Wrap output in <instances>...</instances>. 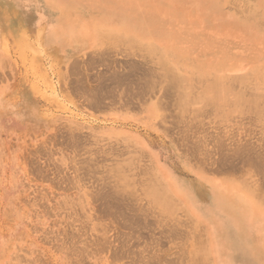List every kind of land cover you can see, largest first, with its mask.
<instances>
[{
	"label": "rangeland",
	"instance_id": "rangeland-1",
	"mask_svg": "<svg viewBox=\"0 0 264 264\" xmlns=\"http://www.w3.org/2000/svg\"><path fill=\"white\" fill-rule=\"evenodd\" d=\"M121 1L110 0L106 6V0H0V264H192L198 241L208 234L209 261L233 264L228 262L231 252L222 247L231 241L222 240L229 230L250 245V264H264V206H256L255 197L243 187L245 181L263 182L264 171L250 163L257 156L256 162L264 158V112L254 114L222 104L213 109L201 101H192L178 112L159 83L154 93L153 85L144 93L146 69H152L155 77L159 59L157 54L114 42L107 27H118L122 39V34L140 31L144 25L129 15V5L121 9ZM217 1L219 13L238 19L251 16L252 22L261 21L264 27V0ZM160 20L172 23L163 16ZM203 37L202 32L188 37L192 45L186 56L175 48L166 55L169 63L177 55L183 58L178 73L189 82L192 97L203 93L212 73L244 76L255 67L260 70L256 77L246 76V85L264 89V80L258 79L264 74V49L241 37L233 42V51L221 55L206 51L205 41L194 45ZM148 39L141 43L167 48L163 40ZM206 61L224 66L216 70ZM194 63L207 71L200 80L188 81ZM114 84L120 85L118 89ZM87 85L93 92H87ZM125 87L138 93L144 87L143 96L132 90L125 93ZM94 92L102 102L98 106L91 102ZM248 153L259 155L247 158ZM122 179L131 183L134 194H116ZM154 180L168 182L176 191L178 203L169 216L151 207L144 193ZM210 201L215 202L214 208ZM215 211L224 219L223 225L214 217ZM172 222L179 223L174 224L177 230L182 225L183 235L174 227L181 237L170 236ZM232 255L237 257V252Z\"/></svg>",
	"mask_w": 264,
	"mask_h": 264
},
{
	"label": "bare ground",
	"instance_id": "bare-ground-1",
	"mask_svg": "<svg viewBox=\"0 0 264 264\" xmlns=\"http://www.w3.org/2000/svg\"><path fill=\"white\" fill-rule=\"evenodd\" d=\"M110 0H106V6H108V4L110 5L109 3ZM120 2H122L121 0H119ZM243 1V0H242ZM250 3V2H249ZM125 5H129V9L130 11L128 10L129 12V15L131 17H134L136 19H140L141 22H143V29H141L140 31H129V32H126L124 34H122V39L120 38L119 36V30L118 27H113V28H109L107 27L106 29H111V32L113 34V37H115V41L116 43H121V44H129L132 48L136 49V50H142V51H147V53L149 54H157L158 55V59H159V71H157V73H154L155 77L151 76L153 74H151L153 71L152 69L151 70H147L146 68V72L145 69H144V72H146L149 76L148 78L145 80L146 82H144L142 80V82L145 86L142 87V89L140 88V90L143 91V88H144V93L147 92V90L150 92V86L153 85V88L151 90V94L152 92L154 93L155 92V84H157L158 86L160 85L162 87V93L163 95H167L169 99H171L172 103L175 104L176 107H178V112H180L179 110H182L184 111L186 109V106L187 104H189L190 102L192 101H201L203 103H206L208 106H212L211 108L214 109V107H221L220 105L222 104L223 105H231L233 106L234 108H237V109H240V110H249L248 112L252 111L254 114L256 112V114L258 113H263L264 111H262V107L260 106L261 105V102L264 100L263 96H264V89H261V91H258L256 86L255 85H246L247 82L249 81V79L246 78V76H251V77H256V73L260 70L259 67H255L253 71H250L248 74L244 75V76H226L224 74H219V73H212L213 75L211 76V81L210 83L208 84L209 80H207L206 82V85L204 84L203 87L204 88V91L203 93H199V95L197 94L195 97H192L193 94L195 93H191L189 91V82H187V80L181 75L178 73L179 71V67H178V61L182 60L181 58H176L178 57L179 55H177L175 57V59L172 61L173 63H169L167 60H166V55L167 53H171L170 49H173L175 48L176 50H178L180 52V54L183 56H186V52L189 51V48L190 46L188 45H192V41H189L188 40V37L193 35V33L195 32H202L204 33V37L203 39L200 41V42H195L194 45H198L200 43H203V41H205V48H206V51L210 52V51H213V52H219L218 54H221L223 55L222 53H229L231 51H233V42L238 40L239 38L241 37H245V38H249L251 39L256 45L258 48L260 49H264V27H262V24L260 23L261 21H258V22H252V17L251 16H248V17H245V18H241V19H238V18H235L234 16H231V15H226L224 13H219L218 12V9H219V6H220V3L217 1V0H124V3L121 4V9L122 10H125L126 9V6ZM250 7V6H249ZM246 8V7H245ZM206 10H209L208 12ZM214 10V11H213ZM120 11V10H119ZM256 12V11H255ZM252 14V13H251ZM160 16H163L165 18V21L168 23L172 22L171 24H163L162 20H160ZM215 17V19H214ZM264 20V18H263ZM112 29H116L113 30ZM109 31V30H108ZM107 32V31H105ZM117 32V34H115ZM110 38V37H109ZM148 38H157V39H160V40H163L165 42V45H166V49H158L157 46H155L154 44H148V45H144L141 43V41H144ZM221 38V39H220ZM111 39V38H110ZM139 40V41H138ZM149 40V39H148ZM159 40V41H160ZM148 42V41H147ZM146 42V43H147ZM240 46L242 47H246L248 46L247 44L245 43H240L239 44ZM125 46V45H124ZM179 48V49H178ZM99 55V53H97ZM146 54V53H145ZM172 54V53H171ZM95 56V53L93 54ZM169 55V54H168ZM97 56V55H96ZM170 56V55H169ZM167 56V57H169ZM90 57V56H89ZM155 57V55H154ZM172 57V55H171ZM173 59V58H172ZM171 59V60H172ZM89 60V59H88ZM87 60V61H88ZM148 60V59H147ZM170 60V58H169ZM86 61V62H87ZM207 62V61H206ZM213 64V65H210V64ZM190 64V63H189ZM191 64H193L191 62ZM203 63L201 62V65ZM207 64L211 67H213L214 69L216 70H221V68L224 66L223 64L221 63H215V62H207ZM90 65V64H89ZM93 65V64H92ZM180 65V64H179ZM181 65H183L181 63ZM195 70H193L189 75L190 77H188V81H198L200 80V77H205L204 74V71H207L205 70L204 67H202L201 69V65L199 66L198 64H195ZM91 66V65H90ZM110 66V65H109ZM153 66V65H152ZM183 66H181L182 68ZM186 68V67H185ZM141 69V68H140ZM154 69H156L154 67ZM134 70V69H133ZM132 70V71H133ZM110 71V69H109ZM137 71V70H136ZM141 71V70H139ZM198 71V72H197ZM111 73V72H110ZM103 74V72H102ZM112 76H114L113 74H111ZM125 75V74H124ZM123 75V76H124ZM129 75V74H128ZM230 75V74H228ZM104 76H106L104 74ZM115 77H118V76H115ZM114 77V78H115ZM126 77V75H125ZM128 77V76H127ZM107 78V76H106ZM131 78V77H130ZM143 78V77H142ZM108 79V78H107ZM116 79V78H115ZM112 78V80H115ZM119 79V78H118ZM116 79V80H118ZM124 79V78H122ZM140 79V77H139ZM138 79V80H139ZM202 79V78H201ZM204 79H207V78H204ZM209 79V78H208ZM258 79H262L264 80V74L258 76ZM95 80V79H94ZM115 80V81H116ZM135 80V79H134ZM90 81V80H89ZM88 81V82H89ZM96 81V80H95ZM120 81V79H119ZM141 81V79H140ZM203 81V79H202ZM205 81V80H204ZM112 82V85H113V82L114 81H111ZM118 82V81H117ZM90 83V82H89ZM106 83H108V81L106 80ZM137 84H139V82H136ZM154 83V84H153ZM88 84V83H87ZM91 84V83H90ZM116 84H121V83H116ZM208 84V85H207ZM111 84H109L110 86ZM111 85V87H112ZM115 85V84H114ZM149 85V86H148ZM104 86V85H102ZM107 86V85H105ZM104 86V87H105ZM120 86V85H119ZM118 86V87H119ZM155 86V88H154ZM192 86V85H190ZM89 87H92V86H89ZM98 87V84L97 86ZM110 87V88H111ZM114 87V86H113ZM112 87V88H113ZM116 87V85H115ZM118 87H116V89H118ZM86 89L88 88V85L87 87H85ZM107 88V87H106ZM111 88V89H112ZM149 88V89H148ZM91 88H89L90 90ZM95 89V88H94ZM115 89V88H114ZM113 89V90H114ZM124 89V87H123ZM126 90H123L125 91V93H128L129 90H132L131 92L133 93V91L135 92V94L137 95H134V96H137L139 97L140 94H142V91L140 93H138L139 91H137V89L134 90L131 88L127 91V88L125 87ZM77 90V89H76ZM85 90V89H84ZM102 90V89H101ZM106 90V89H105ZM112 90V91H113ZM139 90V89H138ZM99 91V90H98ZM97 91V92H98ZM103 91V90H102ZM111 91V90H109ZM122 91V92H123ZM78 92L81 93L78 89ZM86 92V91H85ZM87 92L88 93H91L93 91H88L87 89ZM104 92V91H103ZM115 92V91H114ZM120 93V95L122 96L123 93ZM77 93V92H76ZM105 93V92H104ZM112 93V92H111ZM118 93V91H117ZM116 93V94H117ZM123 94V96H126L128 94ZM101 94V93H100ZM106 94V93H105ZM104 94V95H105ZM114 94V93H113ZM115 94V95H116ZM131 94V93H130ZM150 94V95H151ZM157 94V93H156ZM89 95V94H88ZM92 95V94H91ZM118 95V94H117ZM133 95V94H132ZM86 96H87V93H86ZM85 96V97H86ZM93 96L96 98L93 99V101H91L92 103L96 104L98 106L99 102L100 101V95H96V92H94ZM107 96V94H106ZM134 96H131L130 97H134ZM140 96H143L140 95ZM145 96V94H144ZM154 96V95H153ZM98 97V98H97ZM103 97V96H101ZM108 97V96H107ZM118 97V96H117ZM127 97V96H126ZM147 97V96H146ZM84 98V97H83ZM111 98V97H110ZM144 98V97H142ZM140 97V99H142ZM149 99V97H147ZM146 98V100H147ZM152 98V96H151ZM154 98V97H153ZM263 98V100H262ZM106 99V98H105ZM159 99V98H158ZM109 100V99H108ZM138 100V99H137ZM145 100V99H144ZM143 100V101H144ZM146 100H145V103H146ZM88 101V100H87ZM86 101V102H87ZM136 101V100H135ZM139 101V100H138ZM141 101V100H140ZM158 101V100H157ZM166 101V100H165ZM111 102V101H110ZM170 102V103H171ZM89 103V101H88ZM102 103V102H101ZM145 103H143L145 105ZM158 102H156L157 104ZM161 103V102H159ZM158 103V104H159ZM164 103V101H163ZM160 106V109L161 107H163L164 105ZM168 103V102H167ZM170 104L171 106L173 104ZM139 104V103H138ZM141 104V103H140ZM141 104V105H143ZM157 104V105H158ZM169 104V103H168ZM167 104V105H168ZM129 105V104H128ZM206 105V106H207ZM264 105V103L262 104ZM91 106V105H90ZM111 106V105H110ZM131 106V104L129 105ZM138 106V105H137ZM207 106V108H208ZM168 107V106H166ZM175 107V108H176ZM171 108V107H170ZM210 108V107H209ZM140 109V107H139ZM153 109V107L151 108ZM169 109V108H168ZM220 109V108H219ZM218 109V111H219ZM162 110V109H161ZM175 110V109H174ZM206 110V109H205ZM216 110V109H215ZM263 110H264V107H263ZM208 111V110H207ZM153 112V110H152ZM169 112V111H168ZM203 112V110H202ZM205 112V111H204ZM217 112V111H216ZM220 112L222 113V111L220 110ZM170 113V112H169ZM172 113V112H171ZM175 113V111H174ZM173 113V115H174ZM252 113V114H253ZM178 114V113H177ZM197 114V113H196ZM251 114V113H250ZM163 115V114H162ZM172 114H170V117H171ZM172 115V116H173ZM264 115V114H262ZM195 115H193L194 117ZM165 116H162L161 119H163ZM179 117V116H178ZM183 117V116H182ZM187 118V116H184L183 118ZM198 117L197 115L194 117L196 118ZM192 118V117H191ZM190 119V118H189ZM199 119V118H198ZM174 120V119H173ZM181 120V119H180ZM191 121H194L193 118L190 119ZM196 120V119H195ZM200 120V119H199ZM184 123L185 121L182 120ZM198 121V120H197ZM196 121V122H197ZM180 122V121H179ZM190 122V121H189ZM194 123V122H193ZM200 123V121H199ZM205 123V122H204ZM182 124V123H181ZM186 124V123H185ZM188 124V123H187ZM186 124V125H187ZM190 125V124H189ZM192 125V124H191ZM190 125V126H191ZM188 126V125H187ZM194 129V128H193ZM63 130V129H62ZM196 130V129H195ZM61 131V130H60ZM221 131V130H220ZM65 134H66V131H64ZM63 132V133H64ZM74 132V131H73ZM76 132V131H75ZM194 132V131H193ZM198 132V130H197ZM59 133V132H57ZM69 133V132H67ZM79 133V132H78ZM71 134V133H69ZM68 134V135H69ZM76 134V133H75ZM62 135V133H61ZM67 135V134H66ZM78 135V134H77ZM188 136V135H187ZM219 137V136H218ZM217 137V140H219ZM60 138V137H59ZM78 138H79V135H78ZM262 138V137H261ZM200 139V138H199ZM223 139V138H222ZM57 140V139H56ZM71 140V139H70ZM76 141H79L80 140H76ZM192 140H190L191 142ZM197 141V140H196ZM201 141V140H199ZM221 141V140H220ZM233 141V140H232ZM75 142V141H74ZM249 142V140H248ZM177 143V142H176ZM195 143V141H194ZM199 143V142H197ZM208 143V142H207ZM221 143V142H220ZM218 144V145H221V144ZM254 143V142H253ZM64 144V143H62ZM75 144V143H74ZM72 144V145H74ZM190 144V143H189ZM204 144V143H202ZM217 144V143H216ZM248 144V143H247ZM71 145V144H69ZM77 145V144H76ZM196 145V144H195ZM194 145V146H195ZM198 145V144H197ZM223 145V144H222ZM221 145V146H222ZM241 145V144H239ZM258 145V144H257ZM68 146V145H67ZM191 146V144L189 145ZM192 145V147H194ZM204 146V145H203ZM220 146V147H221ZM235 146V145H234ZM249 146V145H248ZM251 146V144H250ZM73 147V146H72ZM80 147V146H79ZM83 147V146H82ZM191 147V148H192ZM199 147V146H198ZM239 147V146H238ZM236 147V148H238ZM190 148V147H189ZM206 148V147H205ZM250 148L249 150H252L251 147H248ZM247 148V149H248ZM254 148V146H253ZM197 149V148H196ZM193 148V150H196ZM244 149V148H243ZM258 149V148H257ZM259 149H260V146H259ZM207 150V149H206ZM210 150V149H209ZM212 151V150H211ZM214 151V150H213ZM217 151V150H215ZM221 151V150H220ZM243 152V150H241ZM245 151V149H244ZM201 152V151H200ZM205 152V151H204ZM203 152V153H204ZM250 152V151H248ZM77 153V152H76ZM75 153V154H76ZM80 153V152H79ZM85 153V151H84ZM83 153V154H84ZM202 153V154H203ZM82 153H80L81 155ZM82 154V155H83ZM197 154V153H196ZM201 154V155H202ZM215 154V153H214ZM229 154V152H228ZM88 155V154H87ZM226 155V154H225ZM240 155V153H239ZM250 155V156H248ZM253 155V154H252ZM251 154H247V158H250L252 156ZM254 155H259V154H254ZM254 155H253V158H254ZM263 155V154H262ZM242 155H240L241 157ZM245 155L242 156L241 159L244 158ZM261 156V155H260ZM83 157H85L83 155ZM197 157V156H196ZM211 157V156H209ZM256 157V156H255ZM75 158V157H74ZM212 158V157H211ZM228 158V157H227ZM246 158V156H245ZM244 158V159H245ZM258 158V156H257ZM257 158L255 159H252L251 163H250V166L252 165V168L254 167L255 169H262V171H264V164L263 162L260 163L262 160H260L261 158L263 157H260L259 161H257ZM78 159V158H77ZM87 159H91V158H88ZM231 159V158H230ZM264 159V158H263ZM212 160V159H211ZM210 160V161H211ZM218 160V159H217ZM228 160V159H226ZM78 161V160H77ZM76 161V162H77ZM86 162V161H85ZM83 162V163H85ZM88 162V161H87ZM91 162V161H90ZM225 162V161H224ZM230 162V161H229ZM79 163H82L81 161ZM78 163V164H79ZM97 163V162H96ZM94 163V164H96ZM211 163V162H210ZM87 164V163H86ZM81 165V164H80ZM243 165V164H242ZM83 166V165H82ZM89 166V164H88ZM235 166V165H234ZM233 166V167H234ZM259 167V168H256V167ZM261 166V167H260ZM236 167V166H235ZM244 167V166H243ZM50 168H53V167H50ZM56 168V167H55ZM58 168V167H57ZM239 168V167H237ZM251 168V167H250ZM82 169V168H80ZM78 169V171L80 170ZM95 169V168H94ZM236 169V168H235ZM261 169L259 170V172H261ZM53 170V169H52ZM60 170V169H59ZM77 170V169H76ZM238 170V169H237ZM240 170V169H239ZM61 171V170H60ZM147 171V170H146ZM56 172V171H55ZM255 172V170H254ZM256 172H258L256 170ZM57 173V172H56ZM97 173H100V172H97ZM141 173V172H140ZM145 173V172H144ZM253 173V171H252ZM84 174V172L82 173ZM159 174V173H158ZM257 174V173H256ZM85 175V174H84ZM106 175V174H104ZM103 175V177H104ZM86 176H87V173H86ZM91 176V175H90ZM89 176V178H90ZM261 176V175H260ZM63 177V176H62ZM110 177V176H109ZM263 177V176H262ZM60 178V177H59ZM64 178V177H63ZM83 178V176H82ZM86 179V178H84ZM94 179V178H92ZM103 179V178H101ZM110 179V178H109ZM108 179V180H109ZM259 179V178H258ZM263 182H258V183H252L251 182H244L243 184V187L253 196L255 197V205L256 206H259V205H263L264 206V178H262ZM70 180V179H69ZM82 180V179H81ZM96 180V179H95ZM97 180L99 181V178H97ZM105 180V178H104ZM107 180V181H108ZM84 181V180H83ZM227 183H232L234 184L235 181L233 180H230V179H227L226 180ZM261 181V180H260ZM59 182V181H58ZM88 182H90L88 180ZM87 182V183H88ZM101 182V180H100ZM102 182H104L102 180ZM72 183V182H71ZM86 183V182H85ZM84 183V184H85ZM86 183V184H87ZM113 183V182H112ZM94 184H96V182H94ZM110 184V183H109ZM108 184V185H109ZM117 184H119V187L120 189H118V191H116V194L118 193L119 195L121 194V192H127L129 195H132L134 194V192L132 191V186H131V183L130 182H127L126 180L122 179L120 180ZM111 185V184H110ZM115 185V184H114ZM68 186V184H67ZM87 186V185H86ZM85 186V187H86ZM90 186V185H89ZM101 186V185H100ZM103 186V185H102ZM105 186V185H104ZM112 186V185H111ZM111 186H107L108 188L106 189H109V188H113ZM116 187V186H115ZM103 188V187H102ZM100 188V189H102ZM114 189V188H113ZM103 190V189H102ZM102 190L98 191L101 192ZM105 191V190H104ZM108 190H106L107 192ZM112 191V190H111ZM96 191L94 190V193ZM113 192V191H112ZM102 193H105V192H102ZM101 193V194H102ZM115 193V192H114ZM144 193L145 195L149 198L150 200V203H151V207H155L158 209V211L160 213H164V215L166 216H169V214H172L174 209H175V206L176 204L178 203V200L175 198V193L176 191L174 190V188H172L171 185L168 184V182H166L165 184L164 183H158L156 180L150 182L144 189ZM91 194V193H90ZM97 194V193H96ZM95 194V195H96ZM108 194V193H107ZM106 194V195H107ZM115 194V195H116ZM127 194V195H128ZM104 195V194H103ZM109 195V194H108ZM118 195V196H119ZM125 195V196H127ZM128 195V196H129ZM97 196V195H96ZM102 196V195H100ZM111 196V195H110ZM109 196V197H110ZM113 196V195H112ZM117 196V197H118ZM124 196V195H123ZM122 196V197H123ZM99 197V196H98ZM103 197V196H102ZM101 197V198H102ZM105 197V196H104ZM121 197V195H120ZM94 198V197H93ZM97 199V197H95ZM100 198V199H101ZM124 198V197H123ZM99 199V198H98ZM122 199V198H121ZM124 200V199H123ZM106 201V200H105ZM109 201H112V199L108 200ZM122 201V200H121ZM120 201V202H121ZM136 201V200H135ZM113 202V201H112ZM111 202V203H112ZM117 202V200H116ZM145 202V201H144ZM210 206L212 208H214L215 206V202L214 201H210ZM118 203V202H117ZM122 203V202H121ZM124 203V201H123ZM104 204V203H103ZM107 204V203H106ZM104 205V206H107V205ZM125 204V203H124ZM112 205V204H111ZM115 205V204H113ZM117 205V204H116ZM136 205V204H135ZM125 208H126V204L124 205ZM128 206H130L128 204ZM144 206H145V203H144ZM103 207V206H102ZM117 206H115L116 208ZM120 207H121V204H120ZM119 207V210H121ZM111 210L112 208L111 207H107L106 209ZM122 208V207H121ZM128 208V207H127ZM118 209V208H117ZM116 209V210H117ZM129 209V208H128ZM132 209V207H131ZM187 209V208H186ZM108 210V211H109ZM115 210V212H116ZM151 210V209H150ZM188 210V211H187ZM187 215L191 216L192 218H194V215L193 213L187 209ZM113 212V210H111ZM154 211V210H153ZM151 212V211H150ZM155 212V211H154ZM119 213V211L117 212ZM156 213V212H155ZM158 213V212H157ZM120 215V214H119ZM214 217L217 218V220L219 221V223L221 225H223V221L224 219L220 217V213L218 212H214ZM162 216V215H161ZM165 216H163L164 218ZM221 218V220H220ZM120 220V219H119ZM173 220V219H172ZM171 220V221H172ZM184 221V220H182ZM180 222V224H183V222ZM167 222V221H166ZM165 222V224H166ZM174 222H176L174 220ZM174 222H172L173 224V227H170L172 229H170L171 231V235L170 236H173V234H175L174 232H176L177 230V227L174 226ZM190 222V221H189ZM188 222V223H189ZM201 223V222H200ZM169 224V222H168ZM179 223L175 224V225H178ZM185 225V224H184ZM182 225H180L178 228L179 230H177V232L179 231V234H182L184 232H182L180 230V227ZM106 227V226H104ZM167 224H166V226ZM175 227V229H174ZM107 229V228H106ZM183 229V228H182ZM223 226H220L218 228V231L220 234H224V231H223ZM167 230V229H166ZM172 230H173V233H172ZM184 230V229H183ZM201 230V229H200ZM133 231V230H132ZM132 231H130L132 233ZM186 231V230H185ZM135 232V231H134ZM133 232V234L131 235H135ZM169 232V230H168ZM176 232V234H177ZM182 232V233H180ZM187 232V231H186ZM205 232V231H204ZM167 233V232H166ZM199 233V232H198ZM65 234V233H64ZM130 234V233H129ZM175 234V236H177ZM188 233H186L187 235ZM63 235V234H62ZM185 235V234H184ZM197 235V234H196ZM65 236V235H64ZM62 236V238L64 237ZM135 237V236H134ZM178 237H181V236H177L176 238ZM198 237V235L196 236ZM196 237L194 239H196ZM122 238V237H121ZM131 238V237H130ZM175 238V237H173ZM208 238H209V234L208 236L205 238H202L198 241V244L194 250V258L193 257H189V259L193 258L192 260V264H212V261H209V260H212L210 258V247H209V241H208ZM226 238H230L231 241L229 244H225L223 243V249L224 250H229L231 252V254H229L228 256V262H234L233 264H250V256H249V248H250V245L242 242L239 240L238 236L236 235V233L229 230L228 233L224 236V238H222V240L226 239ZM65 239V238H64ZM67 239V238H66ZM101 240V239H100ZM177 240V239H176ZM186 242V241H185ZM184 242V243H185ZM187 243V242H186ZM185 243V244H186ZM100 244V243H99ZM99 246V245H98ZM69 247V246H68ZM100 247V246H99ZM189 247V246H188ZM105 248V247H104ZM188 249V248H187ZM186 249V250H187ZM185 250V249H184ZM235 251L237 252V257L234 258V256L232 255L233 253H235ZM186 256V255H184ZM188 257V256H187ZM186 257V259H187ZM185 259V258H184ZM187 259V260H189ZM187 260H184V261H187ZM183 261V262H184ZM86 264V262H85ZM185 264V263H184ZM189 264V263H188ZM191 264V263H190Z\"/></svg>",
	"mask_w": 264,
	"mask_h": 264
}]
</instances>
